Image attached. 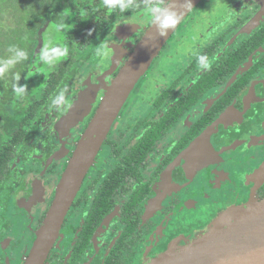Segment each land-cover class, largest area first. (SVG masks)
<instances>
[{"label":"flooded vegetation","instance_id":"1","mask_svg":"<svg viewBox=\"0 0 264 264\" xmlns=\"http://www.w3.org/2000/svg\"><path fill=\"white\" fill-rule=\"evenodd\" d=\"M136 3L89 6L85 29L45 24L26 93L0 85V264H26L81 136L151 25ZM263 198L264 0H201L119 109L41 264H149Z\"/></svg>","mask_w":264,"mask_h":264},{"label":"water","instance_id":"2","mask_svg":"<svg viewBox=\"0 0 264 264\" xmlns=\"http://www.w3.org/2000/svg\"><path fill=\"white\" fill-rule=\"evenodd\" d=\"M200 1L191 0L192 6L183 12L180 21ZM174 29H170L164 38L158 36L156 28L150 25L111 81L65 170L54 203L26 264H41L45 259L92 158L119 109ZM91 98L92 91L89 89V100ZM75 106L63 118V125L76 121L85 105L80 102ZM149 264H264V198L224 214L187 245L172 248Z\"/></svg>","mask_w":264,"mask_h":264},{"label":"trees","instance_id":"3","mask_svg":"<svg viewBox=\"0 0 264 264\" xmlns=\"http://www.w3.org/2000/svg\"><path fill=\"white\" fill-rule=\"evenodd\" d=\"M103 5V0H0V66H3L5 60L14 57L17 49L23 50L27 56V59L0 74L3 89L8 91L13 88L16 83L15 74L18 73L21 78L29 71L33 44L45 24H56L59 27L62 24H78V28L85 29L89 21V6L94 13H101ZM13 120L17 121L18 118ZM13 120L8 128L13 125ZM5 126L7 127L6 124ZM1 130L0 128V151L3 149V142L7 140Z\"/></svg>","mask_w":264,"mask_h":264},{"label":"clouds","instance_id":"4","mask_svg":"<svg viewBox=\"0 0 264 264\" xmlns=\"http://www.w3.org/2000/svg\"><path fill=\"white\" fill-rule=\"evenodd\" d=\"M104 6L107 8H118L121 13L128 11L131 8L139 6L136 0H103ZM192 6L191 0H143V7L149 10L151 15V26L157 30V35L166 37L169 30L174 29L180 22L182 14ZM147 35V34H145ZM12 49H10L11 51ZM42 60L43 56L40 57ZM27 59L26 53L23 50H15V55L3 62L0 66V74H3L9 67L16 63ZM199 63L202 68H207L203 57L199 58ZM16 83L13 85V90L18 97H22L27 91V85L20 86L17 82L20 75L17 73L14 77ZM67 89H63L53 99L52 106L55 110H66L64 106L67 104L65 93Z\"/></svg>","mask_w":264,"mask_h":264},{"label":"rangeland","instance_id":"5","mask_svg":"<svg viewBox=\"0 0 264 264\" xmlns=\"http://www.w3.org/2000/svg\"><path fill=\"white\" fill-rule=\"evenodd\" d=\"M108 70H110V69H108Z\"/></svg>","mask_w":264,"mask_h":264}]
</instances>
